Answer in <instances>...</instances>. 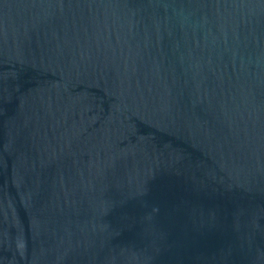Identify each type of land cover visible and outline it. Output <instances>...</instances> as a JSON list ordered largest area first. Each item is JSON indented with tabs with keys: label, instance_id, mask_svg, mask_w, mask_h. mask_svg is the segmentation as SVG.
Masks as SVG:
<instances>
[{
	"label": "water",
	"instance_id": "1",
	"mask_svg": "<svg viewBox=\"0 0 264 264\" xmlns=\"http://www.w3.org/2000/svg\"><path fill=\"white\" fill-rule=\"evenodd\" d=\"M0 264H264V0H0Z\"/></svg>",
	"mask_w": 264,
	"mask_h": 264
}]
</instances>
